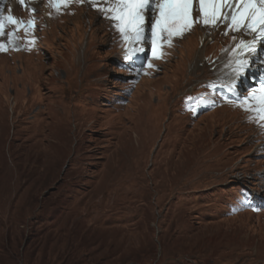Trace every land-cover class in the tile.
Masks as SVG:
<instances>
[{
	"label": "rangeland",
	"instance_id": "1",
	"mask_svg": "<svg viewBox=\"0 0 264 264\" xmlns=\"http://www.w3.org/2000/svg\"><path fill=\"white\" fill-rule=\"evenodd\" d=\"M45 2L27 3L42 10L27 35H0L16 37L0 51V264H264V204L241 202L242 189L263 196V129L224 102L202 109L210 90L197 89L227 86L252 36L197 23L137 74L105 3Z\"/></svg>",
	"mask_w": 264,
	"mask_h": 264
},
{
	"label": "snow or ice",
	"instance_id": "2",
	"mask_svg": "<svg viewBox=\"0 0 264 264\" xmlns=\"http://www.w3.org/2000/svg\"><path fill=\"white\" fill-rule=\"evenodd\" d=\"M70 2L71 0H52L51 6L59 12L60 5ZM98 2L105 3V6L97 10L113 21V27L119 32L122 43L129 44L125 51V60L129 62L124 65L125 70L137 74L144 70L143 63L148 61L143 45L149 46L152 57L159 58L158 49L162 47V40L171 47L174 37H182L197 23L213 29L226 25L224 35H227L228 31L251 35V40L240 39L232 49L233 56L228 63L231 82L227 87L229 91L242 97L239 100L241 107L257 113L256 117L249 119L264 120V68L256 70L260 73L257 77L259 88L248 86L246 89L252 95L237 91L240 86L238 81L244 82L246 78L251 79L255 75L252 64L257 62L255 58L259 56L258 45L264 48V0H111L110 3L107 0H90L93 6ZM19 3L25 6V0H19ZM194 12L198 15L194 16ZM34 23L32 19L25 22L14 17L11 9L8 14L0 10V35H4L6 25H14L17 29L23 27L27 35L33 30ZM7 35L9 44H12L16 38L15 33L9 32ZM233 40H236L235 36ZM34 42L27 41L28 44ZM3 50L5 45L0 44V51ZM250 56L254 59H249ZM259 63L264 65V57H259ZM147 67L152 68L153 65L149 62ZM249 100L256 103L249 106ZM261 127L264 128V125ZM247 199L248 196L242 193L241 202Z\"/></svg>",
	"mask_w": 264,
	"mask_h": 264
},
{
	"label": "bare ground",
	"instance_id": "3",
	"mask_svg": "<svg viewBox=\"0 0 264 264\" xmlns=\"http://www.w3.org/2000/svg\"><path fill=\"white\" fill-rule=\"evenodd\" d=\"M71 1H73V0H71ZM70 3H71V2H70ZM67 5H68V4H67ZM204 43H205V41H204V42H202V43H201V45H203V46H204V45H205ZM263 51H264V50H263ZM263 51H262V53H263ZM259 57H263V56L260 54L258 57H256V58H255V59L257 60V62H256V63H258V64H260V63H259ZM251 59H254V58H253V57H251ZM260 65H261V67H260V68H263V67H264V65H262V64H260ZM258 66H259V65H258ZM226 72H227V71H225V70H224L222 73L226 74ZM225 76H226V75H225ZM226 77H228V76H226ZM208 85H212V84H208Z\"/></svg>",
	"mask_w": 264,
	"mask_h": 264
}]
</instances>
